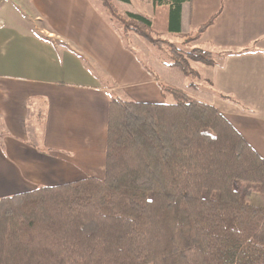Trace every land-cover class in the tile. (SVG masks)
<instances>
[{
  "label": "trees",
  "instance_id": "trees-1",
  "mask_svg": "<svg viewBox=\"0 0 264 264\" xmlns=\"http://www.w3.org/2000/svg\"><path fill=\"white\" fill-rule=\"evenodd\" d=\"M102 1L128 47L168 54L169 64L151 52L155 67L146 64L173 102L113 97L103 178L0 198V264H264V160L199 98L197 83L173 82L199 79L192 63L216 66L217 56L166 36L190 46L214 18L185 33L191 0H141L153 5L152 16L131 0H118L124 13ZM236 183L258 185L263 203L246 201L252 191Z\"/></svg>",
  "mask_w": 264,
  "mask_h": 264
},
{
  "label": "crops",
  "instance_id": "crops-1",
  "mask_svg": "<svg viewBox=\"0 0 264 264\" xmlns=\"http://www.w3.org/2000/svg\"><path fill=\"white\" fill-rule=\"evenodd\" d=\"M212 18L211 104L264 160V0H191L182 31ZM132 50L93 0H0V198L104 177L110 100L167 97Z\"/></svg>",
  "mask_w": 264,
  "mask_h": 264
},
{
  "label": "rangeland",
  "instance_id": "rangeland-1",
  "mask_svg": "<svg viewBox=\"0 0 264 264\" xmlns=\"http://www.w3.org/2000/svg\"><path fill=\"white\" fill-rule=\"evenodd\" d=\"M96 3V6L98 7V9H101V11L103 13L106 14V16L110 19V21L112 22V24L114 25L115 28H117L118 30L121 31L122 26L120 25V23L116 20H113L112 17L110 16V13L107 11V9L105 8L103 1L102 0H93ZM133 7L146 15H151L152 13V7L149 5V3H145L144 1L141 0H131ZM112 2L119 8L120 12L124 13L126 11V7L123 6L118 0H112ZM189 29H185L184 32L188 33ZM195 31V29H192V32ZM166 38L168 40H170L172 43L176 44V46H178L181 49H184L186 51L193 49L194 47L198 46L196 44H191L190 46H188L187 44L184 43L183 38L175 36L173 34H168L166 36ZM132 48V46H131ZM203 49H208L207 48H203ZM150 49H148L147 47H140L137 45H133V50L134 53H136V55L139 57L140 60L144 61L145 63H149L152 65V67H155L154 64V59L153 57H151L150 52L153 55H157L158 57H160L165 63H171V60L168 56V54H166V52H163L161 50L152 48L151 51H149ZM149 51V52H148ZM217 62L219 61V59H216ZM192 66L194 68L197 69V71H199L200 73V78L193 81L191 78H186V79H181V81H177V79H174L173 82L176 83L177 86H183L185 84H190L191 82H195L199 85L200 89L202 92H204L203 95H200L199 98H201L202 100L211 103L212 99L215 98L214 95V90L212 87V84L214 83V79H215V74L214 68H211L210 66H206L200 63H192ZM155 71H157L159 73V71L157 69H154ZM160 70V69H159ZM161 72V70H160ZM161 76H164L161 72ZM163 79V78H162ZM166 80V79H165ZM164 81V80H163ZM165 83H169L168 80L164 81ZM172 83V82H171ZM210 95V96H209ZM120 98H122V96H118ZM212 97V98H211ZM122 99L125 100H129L125 97H123ZM131 101V100H129ZM214 101L219 102L218 98H216ZM173 102V98L171 97L170 94L167 95L164 103H172ZM235 188H237L240 191H246V190H251L253 195L252 196H245L244 198L246 199V201L250 202V203H254V204H261L263 203V196L260 193V189L259 186L256 184H244V183H236ZM193 193H195L196 195H199L200 193L197 191H193Z\"/></svg>",
  "mask_w": 264,
  "mask_h": 264
}]
</instances>
